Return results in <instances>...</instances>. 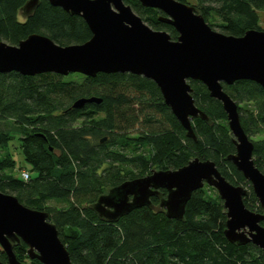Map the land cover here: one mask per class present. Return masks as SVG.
Returning <instances> with one entry per match:
<instances>
[{"label": "trees", "instance_id": "16d2710c", "mask_svg": "<svg viewBox=\"0 0 264 264\" xmlns=\"http://www.w3.org/2000/svg\"><path fill=\"white\" fill-rule=\"evenodd\" d=\"M124 1L151 28L168 32L173 41L178 39L176 29L160 20L165 16L161 11L144 8L138 0ZM27 2L0 0V42L18 45L30 35L41 34L66 47L91 39L83 18L47 0L22 20L20 13ZM193 7L226 35L264 31V0H196ZM190 84L196 106L208 117V121L193 119L196 140L187 137L159 87L145 77L0 74V123L10 120L22 132L20 147L37 174L23 181L9 172L15 169L11 156H3L0 191L47 212L73 264H264L260 248L227 240L226 209L218 192L208 185L193 193L181 221L169 219L160 207L167 197L164 189L152 198L150 207L136 209L118 221L102 220L93 208L107 187L146 177L154 169L178 170L199 157L214 161L232 184L249 191L244 198L247 208L264 213L251 183L227 160L237 149L222 103L210 96L203 83ZM223 87L239 105L242 126L254 143L255 164L264 173V138H251L264 133V88L245 80ZM90 97L103 102L73 107L77 100ZM10 140L9 132L0 130V148H6ZM51 201L64 206H52ZM27 250L24 242L14 245L20 261L27 259ZM0 261H8L1 245ZM32 264L41 263L34 260Z\"/></svg>", "mask_w": 264, "mask_h": 264}, {"label": "water", "instance_id": "95a60500", "mask_svg": "<svg viewBox=\"0 0 264 264\" xmlns=\"http://www.w3.org/2000/svg\"><path fill=\"white\" fill-rule=\"evenodd\" d=\"M42 0H28L21 12L31 15ZM71 15L80 16L92 37L83 44L61 46L41 34L30 35L18 45L0 42V74L61 76L131 73L152 80L165 104L196 140L194 118L208 121L196 106L190 81H199L210 96L223 105L233 135L236 153L227 157L245 179L264 209V173L254 160V143L245 132L239 105L225 92L223 84L253 81L264 88V31L251 29L243 36L214 30L196 8L178 0H138L144 8L165 14L160 20L173 26L179 36L173 41L166 31L154 30L124 0H47ZM102 98L77 100L73 107L101 104ZM107 138L101 140L104 143ZM206 185L214 188L226 209L225 236L238 246L253 244L264 253V213L247 208L249 191L232 184L211 160L199 157L178 170H153L142 178L126 181L101 195L93 204L104 221H118L136 209L150 207L152 198L167 191L160 207L169 219L183 220L194 192ZM24 242L31 261L41 264H73L49 214L27 207L11 194L0 191V245L7 263L20 261L14 245Z\"/></svg>", "mask_w": 264, "mask_h": 264}, {"label": "rangeland", "instance_id": "374dc122", "mask_svg": "<svg viewBox=\"0 0 264 264\" xmlns=\"http://www.w3.org/2000/svg\"><path fill=\"white\" fill-rule=\"evenodd\" d=\"M191 5L195 6L196 4V0H187ZM20 18L22 20H24L25 15L23 12L20 13ZM211 22L215 23V24H220V21L217 18H211L210 20ZM148 24V23H147ZM209 24V23H208ZM264 25V24H263ZM214 30L216 31H222L220 28L218 27H213ZM0 130L5 131V132H9V134L11 135V140L8 142V146L6 148H0V158H2L3 156L6 155H10L11 158L14 160L15 162V169L11 170L9 172H13L14 175L16 176H21V172L22 171H31V167L30 165L26 162L25 160V156L23 154L22 148L21 146V140L20 138H22V132L20 130H15V126L13 124L12 121L8 120L5 122H1L0 123ZM254 140H260L264 138V133L262 135H257V136H252L251 137ZM255 159V158H254ZM154 170H158V169H154ZM8 172V173H9ZM32 176H37V174L34 171L30 172ZM110 190V187L106 188L105 193H108V191ZM50 205L52 206H57V207H62L64 206V204L62 203H58L56 201H51L49 202ZM26 264H32L33 261H31L27 255V259H25L24 261H22Z\"/></svg>", "mask_w": 264, "mask_h": 264}, {"label": "built area", "instance_id": "2783aa9c", "mask_svg": "<svg viewBox=\"0 0 264 264\" xmlns=\"http://www.w3.org/2000/svg\"><path fill=\"white\" fill-rule=\"evenodd\" d=\"M31 178V173L28 171H22L21 172V179L25 182H28Z\"/></svg>", "mask_w": 264, "mask_h": 264}, {"label": "flooded vegetation", "instance_id": "af4514ba", "mask_svg": "<svg viewBox=\"0 0 264 264\" xmlns=\"http://www.w3.org/2000/svg\"><path fill=\"white\" fill-rule=\"evenodd\" d=\"M160 191H161V190H160ZM108 192H109V191H108ZM155 197H156V196H155ZM157 197H158V196H157ZM166 198H167V197H166ZM166 198H165V199H166Z\"/></svg>", "mask_w": 264, "mask_h": 264}]
</instances>
